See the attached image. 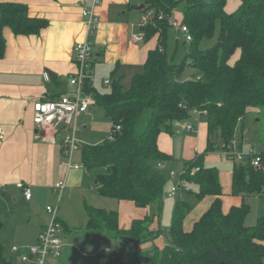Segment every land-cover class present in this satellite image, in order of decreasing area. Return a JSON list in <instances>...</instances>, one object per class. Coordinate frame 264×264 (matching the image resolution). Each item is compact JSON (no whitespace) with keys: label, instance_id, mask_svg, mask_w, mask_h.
Segmentation results:
<instances>
[{"label":"trees","instance_id":"obj_1","mask_svg":"<svg viewBox=\"0 0 264 264\" xmlns=\"http://www.w3.org/2000/svg\"><path fill=\"white\" fill-rule=\"evenodd\" d=\"M180 1L186 6L178 24L188 28L191 40H186L188 48L178 65L166 53V38L171 26L168 16L173 17L172 10ZM226 1L144 0L142 11L152 9L155 14L162 13L163 18L155 17L143 29L144 38L154 41L143 70L131 78L127 89L113 79L108 92L85 87L91 104L102 107L110 117L112 134L100 144L82 148V165L101 169L95 177L99 194L132 202L144 211L127 228H120L115 211L87 205L85 228L105 232L112 240L127 237L139 245L163 236L161 248L152 244L144 250L150 256L149 264H264V211L254 224L245 222L250 212L246 198L259 196L264 185V149L260 150L258 168L249 158L232 160L230 193L241 196L242 202L227 211L222 209L224 192L219 171L204 163L208 153L233 146L238 124L247 112L264 114V0H238L239 6L230 12L225 10ZM217 23L214 47L199 50V41L212 38ZM46 24L45 18L30 16L27 6L19 1L0 2V58L5 49L4 26L16 35H28L37 34ZM186 62L194 72L182 79ZM194 109L206 113L196 115ZM143 114L146 123L137 132ZM193 115L204 116L206 147L184 160L177 188H182L183 181L194 182L197 200L205 196L213 199L188 231L183 221L193 204L178 199L164 231L160 221L165 179L158 165L171 156L159 148L158 137L164 131L173 133L176 122H185ZM141 260L135 250L126 261L110 254L101 264H140ZM0 264H12L2 245Z\"/></svg>","mask_w":264,"mask_h":264},{"label":"crops","instance_id":"obj_2","mask_svg":"<svg viewBox=\"0 0 264 264\" xmlns=\"http://www.w3.org/2000/svg\"><path fill=\"white\" fill-rule=\"evenodd\" d=\"M3 1L9 0H0ZM16 1L27 6L30 16L45 18L47 24L37 34L28 35H16L9 26L3 28L5 49L0 58V125L3 129L0 137V223L2 224L0 245L3 246L5 256L12 264H33L22 262L20 255L27 247L36 243L39 231L47 223L48 215L45 207L56 203L58 216L64 224L62 234L64 249L60 257L49 258L46 264H101L106 253L111 250L108 245L101 243V246L109 249L104 250L100 246L102 253L99 256L89 257L82 255L74 247V243L81 235L80 230L101 240L106 239L105 232H89L86 228L82 230L70 227L66 219L67 214L61 209L59 197L53 189L57 181L63 180L65 182L63 198L65 192L82 186L84 170L87 169L68 167L66 164L68 158L63 152L60 134L37 130L33 123L35 101L56 98L71 94L73 91V86L70 84V75L76 68L73 47L84 38L85 23L82 9L89 5V0ZM141 4H144V0H101L95 9L99 23L93 37L94 56L90 73L98 76L103 84L107 79L109 80L107 84L113 79L118 80L122 87L126 81L130 82L136 73L141 72L148 50L154 47L151 38L136 41L131 38L132 35L143 32L140 25H137L144 14V11L138 9ZM235 59L234 57L233 60ZM44 73H47L48 79L45 78ZM93 105L90 103L89 107ZM81 114L77 117L78 124ZM203 118L204 116L193 115L185 121L190 123L193 119L194 122L190 124L194 132L185 130L183 128L185 125L177 129V124L180 122H176L173 133L168 135L162 132L159 135L158 146L171 156L169 162L172 161L177 150H180V158L183 160H189L205 150L207 124ZM171 134L176 137L180 135L181 142L176 143ZM73 153L71 160L75 165ZM213 154L208 153L205 159H215L212 158ZM226 160L232 162L231 168L227 167L218 173L224 192L222 197L224 211L242 202L241 196L230 193L231 170L234 163L231 159L226 158ZM18 183H24L30 188L29 199L24 196ZM250 197L252 196L247 199ZM212 199L211 196H205L201 200L196 199L197 205H193L184 218V230L188 231L192 227L209 207ZM126 203L135 207L132 202ZM135 208L137 210L133 213L134 218L144 215L143 210ZM13 246L18 247V251L12 250Z\"/></svg>","mask_w":264,"mask_h":264},{"label":"rangeland","instance_id":"obj_3","mask_svg":"<svg viewBox=\"0 0 264 264\" xmlns=\"http://www.w3.org/2000/svg\"><path fill=\"white\" fill-rule=\"evenodd\" d=\"M185 6V2L180 1L172 10L173 19L177 24H180L182 20ZM238 6V0H227L225 10L227 12L234 11ZM138 14L140 17V13ZM137 25H140V21L137 23ZM218 32L219 24L217 23L214 36L210 39H203L199 41V50H206L210 47H214L217 40ZM184 37V34L179 31L175 26H170L167 30L166 53L168 57L172 59L175 64L178 65L183 61L189 44ZM192 72H194V68L190 67L186 62V64L181 70L180 76L182 79H187ZM91 75L92 77L96 78V81L94 82V87L98 92L104 93L111 90V81L110 84L105 85L98 76H94L92 73ZM129 83L130 82L126 81L123 84V88L127 89L129 87ZM87 112V114H81L79 116V126L75 131V138L77 140V143L79 144V148L76 149L73 153V157L76 160L74 161V163H76L77 168L80 167L82 170L85 169L81 162L82 148L85 145L100 144L112 134V121L110 117L105 113V110L102 107L93 105L89 107V111ZM146 118L147 116L143 114L141 122L137 126V132H141L144 128ZM191 120L192 122H189L193 123V119ZM185 123L186 122L183 121L177 124V129H181L185 125ZM183 128L185 129V126ZM190 132H194V130H190ZM163 134L168 133L164 131ZM172 136L176 140V143L181 142L180 135V137H176L175 135ZM233 147L234 148L230 150H227L225 148L212 152L214 153L212 158L215 159H205V165L215 166L217 170H219V172H222L227 167L231 168L232 166V162L226 160V158H228L229 153L246 154L249 153L252 148H257L259 150L264 149V114H256L252 111L247 112L245 114L242 121L238 124L236 136L233 142ZM183 162V158H180V150H177L175 156H173L172 158V161H162V166L158 165V168L160 169L165 179V186L163 192V211L160 221V227L164 231H166L170 225L174 206L178 199L187 200L190 204L197 205L196 192L198 189L197 185L194 182L192 183L183 181L182 188H177V184L180 183L179 174L183 168ZM262 168L264 170V164L262 165ZM84 171L85 175L82 186L78 188H73L67 193L65 192L64 197L59 198V205H61V209L65 212V214H67L66 219L68 225L73 228H80L84 230L83 228H85L86 226V206L88 205L115 211L119 216V227L127 228V225L130 224L131 219L134 218L133 213L137 209L133 206L127 205V201L122 202L115 198L107 197L98 193L95 177L96 173L101 171L100 168L96 167ZM172 172H174L175 175L178 177L173 178ZM171 186H175L177 188L176 193L173 195H169ZM246 201L250 205V212L248 213L245 222L249 225L254 224L258 214L264 211V198L252 196L249 199L246 198ZM55 204L56 203L49 205L52 207L57 206L58 208V205ZM80 232L81 235L80 237H78L76 243H74V247H76V249H78L82 255L89 257L99 256V254L102 253L100 250V244L102 243L104 245H108V247H110L111 249L109 253H106V256L114 254L120 261H126L127 259L132 257L135 254V250H137V254L142 256L140 264H149L150 256L148 252L146 253L144 252V250H146V248L149 245L151 246L152 244L154 246H158V248H161L163 244L162 236L152 242L139 245L136 244L134 241L128 239L117 238L112 240L106 237V239L101 240L97 236L87 235L81 230ZM95 263L97 262L95 261Z\"/></svg>","mask_w":264,"mask_h":264},{"label":"built area","instance_id":"obj_4","mask_svg":"<svg viewBox=\"0 0 264 264\" xmlns=\"http://www.w3.org/2000/svg\"><path fill=\"white\" fill-rule=\"evenodd\" d=\"M101 0H89V5L83 7L82 16L85 23V32L83 40L77 42L73 47L75 71L70 75V84L73 86L71 94H64L53 99L37 100L33 103V123L37 130L40 131H52L58 133L61 139V145L64 154L67 156L68 161L66 164L68 167H77L71 160L72 153L79 148V144L75 138V131L78 127L77 117L79 114L87 112L91 103L90 96L85 93L86 85L89 88L94 87L95 78L90 73L91 62L93 60L94 52L92 49L93 37L95 30L98 26L99 20L95 9L100 4ZM162 19V13L155 14L152 9H148L144 12L140 27L144 29L147 24L153 22L154 18ZM168 23L171 26H175L181 31L185 40L190 41L191 35L188 28L185 25L177 24L173 17L168 16ZM132 40L136 41L144 38V32L131 36ZM45 78L48 79L47 73H44ZM105 84L109 83V80L104 81ZM193 114H205L206 111H198L194 109ZM115 128L118 130L119 125ZM193 129V126L189 123L185 124V130L189 131ZM3 129L0 125V137L2 136ZM234 147H227V150L233 149ZM228 154V153H227ZM247 158L250 159V163L254 167H259L261 164L262 156L260 150L252 148L249 153H229L228 159L235 162L245 161ZM172 177L177 178L174 172ZM24 193L26 198L31 197V190L24 183L17 184ZM65 182L63 180L57 181L53 189L61 198ZM177 188L172 186L169 195L175 194ZM259 196L264 198V185L259 193ZM48 215L47 223L41 228L38 233L37 241L35 244L26 248L25 252L20 255L22 262L33 263V264H46L49 257L56 258L61 256L64 249V242L62 238L63 226L58 216V209L47 205L45 207ZM101 249L108 250V247L101 246ZM12 250L18 251V247L13 246Z\"/></svg>","mask_w":264,"mask_h":264},{"label":"water","instance_id":"obj_5","mask_svg":"<svg viewBox=\"0 0 264 264\" xmlns=\"http://www.w3.org/2000/svg\"><path fill=\"white\" fill-rule=\"evenodd\" d=\"M143 6H144V4H141L140 6H138V9H142ZM48 73L51 75V72L50 71ZM125 239H129V238L125 237Z\"/></svg>","mask_w":264,"mask_h":264}]
</instances>
